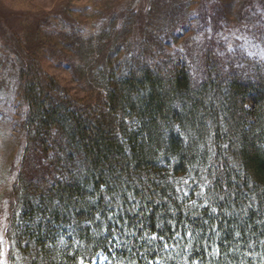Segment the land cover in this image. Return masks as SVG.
I'll use <instances>...</instances> for the list:
<instances>
[{
  "label": "trees",
  "instance_id": "obj_1",
  "mask_svg": "<svg viewBox=\"0 0 264 264\" xmlns=\"http://www.w3.org/2000/svg\"><path fill=\"white\" fill-rule=\"evenodd\" d=\"M93 5L67 1L23 37L0 16V92L20 98L25 136L9 192L11 262L264 264V60L214 36L246 18L264 33V0ZM109 200L135 232L111 253ZM136 201L141 214L129 211ZM145 232L168 248L140 247Z\"/></svg>",
  "mask_w": 264,
  "mask_h": 264
},
{
  "label": "rangeland",
  "instance_id": "obj_2",
  "mask_svg": "<svg viewBox=\"0 0 264 264\" xmlns=\"http://www.w3.org/2000/svg\"><path fill=\"white\" fill-rule=\"evenodd\" d=\"M67 1H72L75 5L94 6L95 0H0V16L6 22V26L12 27L23 37L27 34L26 30L35 28V22L43 16L44 12L48 13L52 10V15H60V9H64ZM262 34L264 35L250 19L246 18L218 29L214 36L223 51L251 53L250 55L264 60ZM189 35H192L193 40H200L203 33L196 30ZM182 44L183 42H180L178 46L181 47ZM2 67L1 65L0 73L4 70ZM50 71L58 74L62 79H71L67 73L56 67H52ZM18 93L20 94V91ZM22 107L20 98L16 94L9 99L6 93L0 92V264H13L9 256L11 241L7 237V226L9 192L17 176L25 146L24 130L19 124L23 119ZM105 257L99 254L93 261L85 264H108L107 257L106 259Z\"/></svg>",
  "mask_w": 264,
  "mask_h": 264
},
{
  "label": "snow or ice",
  "instance_id": "obj_3",
  "mask_svg": "<svg viewBox=\"0 0 264 264\" xmlns=\"http://www.w3.org/2000/svg\"><path fill=\"white\" fill-rule=\"evenodd\" d=\"M182 34V33H181ZM251 54V53H250ZM185 195H187V193H185ZM107 199V198H106ZM134 198L129 195L128 200L132 201ZM223 199V198H221ZM140 202L136 201L135 205L133 206L132 209H129V211L134 212V214H141L140 212ZM194 205H190L189 207H192ZM204 207H207V205H204ZM144 210L147 211V206H144ZM107 213H110L107 215V220L111 223L112 227L111 230L109 231L107 229L106 226H104V232L107 233V235H105V240L107 241V243L105 244V247L108 248L109 252H112V245L113 242H115L116 245L118 246H127V238L129 237H133L135 238V232H129L128 231V224L127 221L125 220V222L123 224L120 223V219L119 217L122 215L123 212V205L118 206L115 210H113V208L111 207V201H108V207L105 210ZM210 215L215 216L216 215V209H211ZM94 220H100V216L96 215L94 217ZM103 225V222H101ZM170 223V222H169ZM204 223H207L206 221ZM117 227H119L120 229V234H117ZM156 227L158 229H162V225L160 223H157ZM143 228V224L141 222L140 224V229L142 230ZM185 228V236L189 239L192 240L193 239V232L188 230V226L184 225ZM209 231L210 232H216V226H209ZM172 232H173V236L169 237V239H173L179 236L178 233L175 232V227L173 226L172 228ZM100 233H98L99 235ZM218 235V232L216 233ZM197 235H199V233H197ZM239 235V234H237ZM110 237V238H109ZM122 238H124L122 240ZM139 239L141 241H143L144 243H142L140 245V247H143L144 244H156L157 241H159V244L156 245V247H154L152 250L154 252H156L157 254L159 253V250L161 248H168V241L165 239L164 235H149L148 233H143L142 236L139 237ZM205 248H207V244L205 243ZM131 250V249H129ZM214 254H219V249L214 248L213 249ZM106 259V257H105ZM81 264H83V261H81ZM150 264H159L158 261H154V262H150ZM194 264H200L199 261H195Z\"/></svg>",
  "mask_w": 264,
  "mask_h": 264
}]
</instances>
